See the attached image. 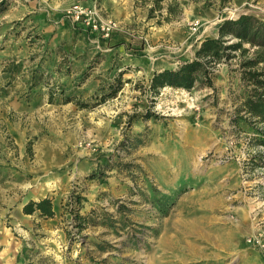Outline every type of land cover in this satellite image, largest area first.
Returning <instances> with one entry per match:
<instances>
[{
    "label": "rangeland",
    "instance_id": "obj_1",
    "mask_svg": "<svg viewBox=\"0 0 264 264\" xmlns=\"http://www.w3.org/2000/svg\"><path fill=\"white\" fill-rule=\"evenodd\" d=\"M71 1L8 0L0 13V125L20 128L5 130L8 149L0 156L8 185L20 171L27 186L0 190V264H264V124L247 122L240 110L238 58L214 66V89H149L154 70L193 58L202 40L217 37L222 20L264 18V0H229L220 10L190 2L160 24L163 7L148 19L150 1L133 0L131 20L125 25L112 16L121 28L108 41L98 39L78 77L52 83L40 65L51 59L44 46L51 39L34 9L66 18ZM118 35L130 62L121 67L128 68L120 89L97 101L120 68L111 66L93 88L76 93L100 62V48L114 46ZM35 46L39 51L27 49ZM57 55L70 71V54ZM43 145L51 162L39 157ZM72 191L82 197L78 213L88 215L81 227ZM44 193L61 208L50 217L64 232L59 242L39 232V222L50 218L23 212ZM27 220L39 222L29 228L22 225Z\"/></svg>",
    "mask_w": 264,
    "mask_h": 264
},
{
    "label": "trees",
    "instance_id": "obj_2",
    "mask_svg": "<svg viewBox=\"0 0 264 264\" xmlns=\"http://www.w3.org/2000/svg\"><path fill=\"white\" fill-rule=\"evenodd\" d=\"M150 1L147 18L154 17L153 13L161 7L165 14L157 18L156 23L161 20L169 21L178 17L182 6L190 2L205 1L209 6L217 3L218 9H222L229 0H141ZM165 2L162 6V2ZM8 0H0V13L8 6ZM247 45V47L245 46ZM238 58L239 83L245 87L244 98L241 109L246 115L247 122H258L264 124V18L252 14H241L234 19H224L218 24V35L213 38H205L200 42L193 58L178 64L176 67H166L155 70L149 79V89L158 93L160 88L171 87L175 89L190 90L194 86H207L214 89L213 68L220 61H228ZM128 67L118 68L113 76L112 84L101 90L97 101L114 96L120 89L123 79L122 75ZM129 78L125 80L128 82ZM259 132L264 130L259 129ZM71 204L76 210L73 219L77 227L88 222V215L79 214L82 197L79 193L72 191ZM23 212L31 214L38 212L43 218L54 215L52 200L45 196L38 200H29L23 206ZM70 240V237H68Z\"/></svg>",
    "mask_w": 264,
    "mask_h": 264
},
{
    "label": "crops",
    "instance_id": "obj_3",
    "mask_svg": "<svg viewBox=\"0 0 264 264\" xmlns=\"http://www.w3.org/2000/svg\"><path fill=\"white\" fill-rule=\"evenodd\" d=\"M75 1H81L87 3L90 0H72L71 3ZM235 1L240 2L241 0H235ZM101 2L105 12H108L109 15L111 16L120 18L125 23V25L126 22H129L131 20L130 14L132 13L133 0H101ZM204 10L206 14L212 15L214 13L210 8L208 9L205 8ZM58 13H59L58 10L56 11L48 10L47 8L34 9L33 18L39 23V25H41L42 31L45 34H47L51 39L49 43L44 45L45 47H48L50 51L51 59L44 61L43 63L41 62L40 65L43 69H45L46 73L50 75V81L52 83L63 82L66 85H69L74 81L75 78L78 77L80 70H83V68L86 67L87 63L96 55V47L97 45L100 46V43L98 42V39L96 37L81 32L84 30L74 29L71 26H69V24L66 21V18H59ZM56 19H58V21ZM75 30L78 32L80 31V34L76 33ZM114 41H115L114 46L107 48H100L101 51L100 62L96 65V67H93L94 69L90 72L89 78L83 81L81 89L80 90L74 89L76 93L77 91H81L82 89L89 90L93 88L94 83H97L99 81V79L97 80L96 76L97 75L102 76V74L99 75L101 71H104L105 69L107 70L111 66L121 68L123 66L129 65L128 63L130 62L126 60V54H124L123 52L124 45L122 43L124 41V37L122 35H118L115 37ZM22 49H17L16 51H20V53L21 52L25 53L26 51L25 48ZM27 49L30 51H39L38 46L29 47ZM59 50L69 53L71 56V60L73 61V63L71 66V70L68 72L67 70H65L64 65L62 66L59 64V56L57 55V52ZM12 53L13 51L11 50L7 51V54H12ZM36 65L37 62H35V66ZM160 69H156V70H160ZM82 91L81 94L84 93ZM16 103L19 104L18 102ZM20 110L21 107H18L17 111ZM31 126L35 127V124L33 125L31 124ZM8 129L14 131V133L17 134L18 131H20V128L18 126H12L7 121L5 122L4 125L3 124L0 125V152L4 149L6 150L8 149L5 143V135H6L5 130ZM37 138L38 139L41 138L43 140V137H41L40 135L37 136ZM43 149L45 150L46 154H41L39 155V157L43 159L42 160L43 162H51L52 160L49 157L50 156L49 152L51 151L50 146L43 145ZM8 158L10 159V161L13 159L16 162V157L14 156L13 153H10V157ZM22 158H24V156ZM4 162H6L4 156H0V190H25L27 186L23 182L22 173L20 174V171L17 172L16 171L17 169L15 168H11V169L16 171L17 174H15L13 177L9 176L11 182L10 185H8L7 183L8 173L6 171L7 168L4 166ZM37 190H47V188L43 186V188ZM45 194L47 193L41 194L39 195V197L41 198ZM52 207L55 215H58L61 210L59 203L53 201ZM25 222L26 224L25 223L22 224L23 226L32 228L36 226L35 223H38L39 221L27 220ZM38 227H39V232L42 234H48L51 240L57 239V241L59 242L64 237V232L62 229L59 228L58 220L56 219L50 218V219L42 220L39 222ZM48 235H46V238Z\"/></svg>",
    "mask_w": 264,
    "mask_h": 264
},
{
    "label": "built area",
    "instance_id": "obj_4",
    "mask_svg": "<svg viewBox=\"0 0 264 264\" xmlns=\"http://www.w3.org/2000/svg\"><path fill=\"white\" fill-rule=\"evenodd\" d=\"M64 15L74 29L84 30L91 36L105 41L121 28L120 22L106 14L98 0H91L89 3L75 1L65 10ZM197 25L198 22H193V29H196Z\"/></svg>",
    "mask_w": 264,
    "mask_h": 264
}]
</instances>
